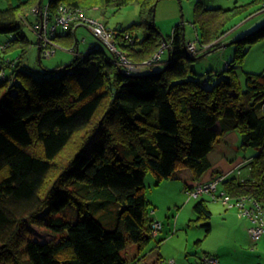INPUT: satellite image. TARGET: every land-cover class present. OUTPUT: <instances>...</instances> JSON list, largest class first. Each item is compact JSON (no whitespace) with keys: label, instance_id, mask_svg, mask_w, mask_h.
<instances>
[{"label":"trees","instance_id":"trees-1","mask_svg":"<svg viewBox=\"0 0 264 264\" xmlns=\"http://www.w3.org/2000/svg\"><path fill=\"white\" fill-rule=\"evenodd\" d=\"M160 1L21 0L0 7V33L14 34L0 40L7 43L3 57L12 58L0 65L7 74L0 76V264L140 262L152 241L160 248L163 240L153 231L147 173L159 184L188 168L195 180H202L212 166L209 153L231 131L241 136L240 147L257 152L246 163L248 176H238L240 170L229 173L219 188L233 199L252 197L264 208V73H246L242 83L237 70L246 44L257 36L232 42L233 59L212 86L191 77L189 63L220 47L217 39L235 19L264 0L233 7H210L197 0L192 24L199 46L210 47L199 48L196 55L188 52L184 22L170 34L156 26ZM131 2L139 4V21L111 27L98 17ZM46 4L52 15L65 4L96 16L115 34L121 54L135 63L154 58L167 46L155 63L126 72L120 55L97 43L86 54L77 53V23H72L58 28L52 38L75 51L74 59L35 74L25 57L38 37H28L23 20ZM42 55L41 46L39 60ZM222 174L217 171L212 178ZM70 206L76 210L73 219L65 213ZM194 211L192 220L211 233L209 199L197 198ZM30 224L53 236L32 238ZM162 261L159 252L151 264Z\"/></svg>","mask_w":264,"mask_h":264},{"label":"rangeland","instance_id":"rangeland-1","mask_svg":"<svg viewBox=\"0 0 264 264\" xmlns=\"http://www.w3.org/2000/svg\"><path fill=\"white\" fill-rule=\"evenodd\" d=\"M21 0H0V7L6 8L10 4H17ZM197 0H161L155 9L154 23L164 33L170 34L176 24L185 23L187 41L196 40V30L192 24L193 8ZM210 7L222 6L233 7L235 4H245L252 0H203ZM262 3L250 7L249 11L238 16L233 24L232 29L220 41L221 46L212 50L203 56H198L189 61L193 73L191 77L197 80L209 81V86L217 83L219 79L218 73L224 70L227 62L231 61L234 56L235 44L232 43L236 39L244 38L247 34H254L257 38L251 43L246 44L248 49L244 61L238 67V74L241 82L244 83L246 73H264V11L257 12ZM251 14L249 15V13ZM23 27L28 37L37 40V36L33 30V24L37 21L36 15L32 14V10L24 15ZM103 21L107 20L109 26L116 25L128 26L135 21H139L140 12L139 4L131 2L117 11H109L104 17L98 15ZM252 35L253 37H255ZM14 34L0 33V40L12 38ZM83 37L86 41L82 42ZM78 38L81 41V50L87 51L90 42L97 43L100 47L109 50L108 46L98 39L89 29L82 28L78 31ZM59 48L56 53L51 56L42 55L39 60V51L36 44L31 45L29 52L25 57V63L29 66L31 72L40 74L41 71L53 70L57 66L71 62L76 56V52L70 50L57 43ZM249 47V48H248ZM9 71V69L7 70ZM238 133V132H237ZM240 136V135H239ZM242 138L238 141L237 150L246 160L256 151L253 147H240ZM247 161L242 164L241 174L238 175L245 178L249 174ZM182 180L178 178L163 180L159 184L155 182V178L151 173H147L145 185L146 194L151 202L150 207H154L155 216H160L163 228L156 235V238H163L160 243V249L156 248L157 240L152 241L144 250L149 261L150 258H156L161 251L164 255L162 263L173 264L172 259L177 264H204L205 255L217 254L221 264H259L256 263L261 258L264 260V234L257 240L253 241L248 236V227L250 220L247 217H241L237 207H228L220 200L215 201L210 196L205 195L209 199V206L212 210V231L208 235L204 228L195 218L194 204L197 198L189 200V192L187 191ZM221 187V185H219ZM186 203V204H185ZM188 204V205H187ZM226 209H232L235 216L226 217L223 214ZM153 212V213H154ZM65 213L75 218L76 210L71 206L65 210ZM178 216V217H177ZM159 219V218H158ZM30 235L34 239L45 241L53 236L51 231L40 228L39 226L30 224ZM247 229V230H246ZM173 251L179 253V259L172 256ZM216 256V255H215ZM144 264V260H141ZM161 263V262H160ZM157 263V264H160ZM134 264H139L138 261Z\"/></svg>","mask_w":264,"mask_h":264},{"label":"built area","instance_id":"built-area-1","mask_svg":"<svg viewBox=\"0 0 264 264\" xmlns=\"http://www.w3.org/2000/svg\"><path fill=\"white\" fill-rule=\"evenodd\" d=\"M264 11V2L257 10L256 13ZM32 14L40 16V20L33 24V30L37 37H39L41 46L44 47V55L51 56L56 53L60 45H58L52 38L58 28H66L72 23H83L87 28L102 42H104L109 49L120 55L118 60L120 66L126 72L140 71L142 68L147 67L155 63L161 57L163 49L167 46L165 43L162 49L154 56V58L147 60L143 63H135L126 55L121 54L118 50L115 42V34L110 30L102 20L96 16L90 14L82 8H74L69 5L62 4L59 6L56 14L52 15L48 5L43 7H35L32 9ZM42 28V31H41ZM228 33V32H227ZM225 33L217 39V42L221 41L227 34ZM195 41H189L187 43V49L190 55L199 54L200 49H207L210 44H204L199 46V38L196 35ZM7 48V43L0 42V65L2 63H9L11 57H3L4 50ZM200 48V49H199ZM2 54V55H1ZM227 64V63H226ZM6 70L0 71L1 77H6ZM206 83V82H205ZM260 109L264 112V99L260 104ZM229 173L222 175H216L208 180H197L189 189V199L199 198L201 196L208 195L215 201L220 200L228 207H237L239 209V215L241 217H247L250 220L248 227V234L253 241L259 240L264 234V208L258 201L249 196H242L238 199H233L228 193L219 188L220 183L227 177ZM154 212V211H153ZM163 227L161 221L156 220L154 222V233L158 234ZM173 264H177L172 259ZM204 264H219V259L215 255H205L203 258Z\"/></svg>","mask_w":264,"mask_h":264},{"label":"crops","instance_id":"crops-1","mask_svg":"<svg viewBox=\"0 0 264 264\" xmlns=\"http://www.w3.org/2000/svg\"><path fill=\"white\" fill-rule=\"evenodd\" d=\"M82 28L88 29L87 26L84 25L83 23H77L76 24V30L75 31L77 34V38H78V31H80ZM231 30L232 29H230V31ZM85 39H86V37L85 38L83 37L82 42L86 41ZM92 44H96V43L90 42L88 50L82 51L81 50V41L79 40V44H78V51L79 52L77 51V53H79L80 55L86 54L87 52H89ZM38 45H39V42H38L37 46ZM160 65L161 64H159V66ZM239 140H240V136L237 133V131L227 132L221 136L220 140L215 144L214 149L209 153V158L212 162V166L208 170V172L204 175L202 180L211 179L212 175L217 171L218 172H224V173H230V176L231 175H238L241 173L242 164L246 161H249V159L255 154V152L248 158V160H246V157L244 159V157H242L241 154H239L238 150H237L238 146L236 143H238ZM239 170H240V173H239ZM174 178H178V179L182 180L181 182L184 184V187H186L187 191L197 181L193 178L192 172L188 168H183V169L177 170L175 172ZM156 214H157V212L153 213L154 219L160 220V216H155ZM223 215L226 217L232 218V216H235V212H234V210L232 211V209H229V210L226 209V212ZM158 234H156V235H158ZM248 236H249V234H248ZM160 253H161V251H160ZM161 255H162L163 260H164V255L162 253H161ZM213 255H216V257L219 259V256L217 254H213ZM172 256H174L175 259H176V257L179 259V257H178L179 253L176 254L175 251H173ZM143 260L145 261L144 264H151L152 262H154L156 260V258H150L148 261L147 257H145V258H143ZM140 262H142V261H140ZM140 262H138V263L141 264ZM256 263L264 264V260L260 258L258 260V262H256ZM160 264H166V263L161 262ZM219 264H221L220 259H219Z\"/></svg>","mask_w":264,"mask_h":264},{"label":"water","instance_id":"water-1","mask_svg":"<svg viewBox=\"0 0 264 264\" xmlns=\"http://www.w3.org/2000/svg\"><path fill=\"white\" fill-rule=\"evenodd\" d=\"M41 31H42V28H41ZM38 42H39V45H38V49H39V52L41 51V44H40V39L38 38Z\"/></svg>","mask_w":264,"mask_h":264},{"label":"clouds","instance_id":"clouds-1","mask_svg":"<svg viewBox=\"0 0 264 264\" xmlns=\"http://www.w3.org/2000/svg\"><path fill=\"white\" fill-rule=\"evenodd\" d=\"M39 38V37H38ZM40 44H41V42H40Z\"/></svg>","mask_w":264,"mask_h":264}]
</instances>
